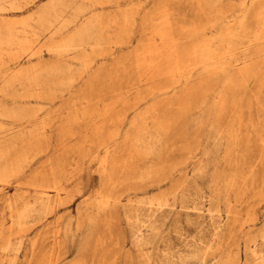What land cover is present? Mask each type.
Returning a JSON list of instances; mask_svg holds the SVG:
<instances>
[{"label": "rangeland", "instance_id": "374dc122", "mask_svg": "<svg viewBox=\"0 0 264 264\" xmlns=\"http://www.w3.org/2000/svg\"><path fill=\"white\" fill-rule=\"evenodd\" d=\"M250 2L247 36L236 28L244 9L239 0H219L213 6L208 0H119L118 6L99 5V0H22L17 10L8 9L0 17L4 37L23 36L18 23L9 35L6 22L58 3L46 8L50 18L59 17L39 26L34 14L29 20L33 30L25 33L29 48L14 58L5 54L0 63V76L17 65L22 70L38 68L42 78L41 88H24L32 91L30 97L16 99L27 116L31 114L30 121L0 117V135L3 144L10 145V160L28 150L23 143L35 141L21 175L5 176L0 182V264H70L80 255L85 264H160L165 251L173 260L161 264H190L177 258L186 243L204 236L216 246L207 211L210 195L219 204L217 218L225 219L227 207L235 215L223 245L240 262L256 264L251 249L262 241L249 237L264 227V15L257 16L264 0ZM163 10L179 28L174 43L180 48L203 40L221 51L214 34L226 25L236 30L226 54L232 80H225L220 71L195 70L185 81V69L155 71L152 82L145 80L143 66L137 65L146 54L141 45L159 42L150 30ZM93 13H101V43L75 53L69 49V36ZM123 14L131 16L128 22ZM254 29L261 38L253 37ZM245 67L253 71L242 80L237 70ZM15 89L23 88L16 84ZM0 100L11 103L1 94ZM217 114L220 119H215ZM159 122L162 134L156 153L135 157L132 141L140 128L145 126L148 134ZM212 122L218 131L230 130L237 137L219 138ZM106 146L115 162L112 181L100 172ZM127 158L130 167L124 165ZM55 179L62 187L55 210L33 215L21 227L13 224L6 199L17 196L20 207L36 196L31 184L40 180L51 185ZM156 198H167L170 205L156 210L149 205ZM153 212L158 232L151 243L137 246L127 214L146 219ZM89 214L100 219L97 231L87 226ZM77 215L83 225L76 230ZM7 236L12 247L3 251Z\"/></svg>", "mask_w": 264, "mask_h": 264}, {"label": "bare ground", "instance_id": "6f19581e", "mask_svg": "<svg viewBox=\"0 0 264 264\" xmlns=\"http://www.w3.org/2000/svg\"><path fill=\"white\" fill-rule=\"evenodd\" d=\"M22 0H0V17L7 13L8 9H15L19 7V3ZM209 6H213L214 3H217L219 0H208ZM255 0H251L250 4H252ZM241 6L244 9L240 10L239 18L237 20V30L243 33V36H247L246 33L250 31V26L247 25L246 18L248 12L247 0H239ZM58 3H52L50 5L43 6L39 11H35V13L30 14L28 17L20 18V19H9L5 28L7 29L9 35L11 33V29L14 27L16 23L20 24L17 31H21L24 33L23 36L17 35L9 37H4L0 32V63H3V56L5 54L11 55L10 58L16 57V55L25 50L27 46V41L25 37V33L33 30L32 25L29 20L33 17L34 14L37 15L35 20L39 23V26L53 23V19L59 17L55 15L52 18L49 17V11L47 12V8L54 9ZM119 5V0H99V5ZM81 7L78 6V9ZM17 10V9H15ZM57 14V13H56ZM264 15V8L262 7L258 12L257 16ZM101 18V13L91 14L83 18L78 27H76L75 31L71 34L69 39V49H72L75 53L84 50L87 46L94 47L99 46L101 43L102 35L100 34V29L97 26L99 20ZM131 16L128 14H123V19L125 22L130 20ZM158 20V21H157ZM157 20L154 19L153 26L151 27V32L156 36L154 39L158 38L159 42H155L151 47L145 45L142 42L141 51L146 54H150V56L146 57L144 54L142 60L137 62V65L143 66V76L146 81L153 80L154 72H163L165 70L170 72H179L181 69H185L187 75L183 76V79L187 81L189 77L195 70H203V71H220L225 73V80H232L231 70L226 68V65H229V56L228 48L232 43V36L235 35V31L233 29H229L228 26H225L223 32L220 34H214V37L220 40L219 42L222 44L223 48L221 51L217 49L216 45L206 44L203 40H198L196 44H193L187 48H180L177 43H174L175 35L179 28L174 26V22L169 16V13H166L164 10L159 13L157 16ZM212 26H214L215 22L212 21ZM262 27L264 28V20L262 22ZM199 30V29H195ZM253 31V30H251ZM253 37L255 39H259L262 37V34L257 29L253 31ZM213 37V38H214ZM118 38V37H117ZM120 40V39H119ZM123 42V41H122ZM29 48V47H28ZM261 48V47H260ZM264 48V47H263ZM261 48V50H263ZM139 50V49H138ZM182 52V53H181ZM159 55V59L156 60L155 55ZM248 57L245 55L244 61L247 60ZM17 60V59H16ZM15 60V61H16ZM155 64L160 67L155 69ZM211 65H216L215 68H209ZM185 67V68H184ZM146 71H151L150 74L146 73ZM253 71L252 68L245 67L243 69L237 70V75L242 80L245 79L247 73ZM40 70L36 67L25 68L22 70L21 66H14L11 72L2 73L0 76V80H2V84L0 85V94L4 97H7L11 100V103H6L0 100V117H9V118H25V121L31 120V114L27 116L25 106L18 105L16 101L17 98H22L21 96L30 97L32 91L27 92L26 87H34L41 88L40 84H42V78L39 74ZM45 80V78H44ZM49 80V79H48ZM179 80V78H178ZM28 84H24V83ZM16 84H19L21 91H17L15 89ZM150 87H154V84H151ZM40 91V90H38ZM41 92V91H40ZM88 101V100H87ZM220 103H224L225 101L218 100ZM172 103V102H170ZM217 103V101L215 102ZM231 103H236L235 101ZM155 104L152 106V110L154 111ZM147 113V110H146ZM145 113V114H146ZM221 116L217 114L215 119H220ZM214 124L213 122L211 123ZM162 124L158 125V129L154 132H150L147 134L145 131V126L140 128V131L134 137L132 141L135 144L134 148V156L140 159L147 157L149 155H153L156 153V143L161 138ZM213 129L215 134L221 138L224 136L237 137V133H233L230 130L224 131V133L218 131V127L213 125ZM99 130V131H98ZM65 131V129L63 130ZM62 131V132H63ZM102 130L97 129V133L100 134ZM32 136H30L31 138ZM3 137L0 135V182L3 181L5 176L11 175H21L23 168V161L27 158V153L31 151L32 144L35 143L34 140H30L27 143H23L22 148H26V152H23V155L10 160L9 150L10 145L3 144ZM233 144L236 145V141L234 138ZM115 150V148H113ZM110 149L108 146L105 147V154L100 159V172L101 175H105V178L108 180L113 179L112 172L113 167L115 166V162L109 158ZM131 158V155L129 156ZM124 165L126 167H130L131 162L126 159ZM36 191V196L32 202H24L20 207H17L19 198L16 196L14 198H7V206L13 213L14 219H12L13 224L21 227L30 217L33 215L36 216H46L48 213L55 210L57 205L60 203L61 198L60 193L62 187L60 185L59 180H54V182L49 185L43 181H37L34 184H31ZM104 201L108 202L107 197H104ZM149 205H155V209L161 208L163 206H168L170 203L167 198H156L155 200H150ZM194 207L199 209V207L194 203ZM207 211L209 212V223L212 225V234L214 241H216V246L210 243V240L205 238L204 236L198 237L197 242L186 243V247L183 250H180L177 254V258L184 263H195L199 264H247L245 261L240 262L239 259L231 254V250L223 245V238L227 232L231 230V222L230 220L234 217V212L230 207L226 208V216L224 220L217 218L214 214L216 211H219V204L214 200L212 195L209 196V203L207 207ZM81 215V214H80ZM82 216V215H81ZM127 218L130 221L132 234L135 239L137 246H144L152 242L153 237L156 235L159 229L158 218L155 215V212L150 214L146 219H139L138 214L130 215L127 214ZM202 224V221H199ZM83 225V218L77 215L75 228L80 229ZM87 226L91 227L94 230H98L100 226V219L96 217L95 214H89ZM144 229H146L144 231ZM146 231H149L148 233ZM1 237V236H0ZM249 237V236H248ZM255 237H259L262 241V246L256 247V244L251 249V253L254 256V263L256 264H264V227L255 235L249 237L254 239ZM213 246H215L213 248ZM12 247V241L9 236L4 238V243L1 245V250L6 251L10 250ZM35 249V242L31 243V250ZM172 254H169L168 251H165L161 254L160 264L162 262L171 263L173 259ZM165 259V260H164ZM164 260V261H163ZM70 264H85L83 256H79L75 261ZM101 264V263H99ZM154 264H159L158 262Z\"/></svg>", "mask_w": 264, "mask_h": 264}]
</instances>
